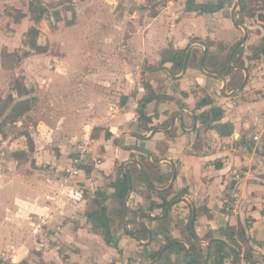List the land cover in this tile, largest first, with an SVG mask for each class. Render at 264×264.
I'll list each match as a JSON object with an SVG mask.
<instances>
[{"label":"crops","instance_id":"crops-1","mask_svg":"<svg viewBox=\"0 0 264 264\" xmlns=\"http://www.w3.org/2000/svg\"><path fill=\"white\" fill-rule=\"evenodd\" d=\"M186 1L178 8L180 12L187 10ZM218 1L223 6L214 12L186 11L190 22L195 23L179 30L186 28L196 38L179 48L187 52L191 47L184 73L182 67L174 73L167 63L154 67L165 71L169 80H179L182 92L188 87L185 83L191 84L186 82L187 74L194 67L193 54L199 45L200 74L196 81L205 85L210 77L220 82L218 89L212 85L207 90L206 98L201 100H208L202 105L205 107L195 109V97L188 99L175 89L156 90L148 82L147 69L144 85L131 98L139 102L149 90L150 96L161 98L147 101L144 112L139 113L138 104L137 108L123 106L107 118L92 146L93 162L91 166L79 167L76 184L60 186L56 175L47 181L34 179L32 184L18 172L14 178L0 172V177L5 178L0 179V252L14 260L9 258L10 264H264V95L256 92L254 99L241 100V92L247 88H239L243 81L228 89V74L208 64L217 62L232 67L229 55L240 39H233L230 33L227 39L217 40V33L238 27L244 32L238 24L240 12L234 14L237 0L196 3ZM246 2L247 8L255 9L263 4L261 0ZM128 10L141 8L132 3ZM243 24L248 30L250 26ZM184 35L179 32L175 44L182 45ZM221 42L230 46L227 54L212 51L210 44ZM1 56L0 53V63ZM38 57L26 58L23 72L30 79L40 73L36 68ZM233 64L234 71L242 72L244 80L247 66ZM26 105V101L15 100L11 107L26 117L25 121L19 116L12 120L26 125L27 132L22 130L18 135L23 139L12 137L3 126L0 129V154L8 149L18 152L12 158H4L7 163L1 164L0 169L14 171L21 160L25 162L24 153L32 151L36 167L49 163L54 173L64 171L72 162L67 149L56 139L67 144V136H61L60 131L54 134L57 130L44 120L27 118L23 114L27 110L21 108ZM218 105L224 110L220 116L216 115ZM11 108L9 116L15 115ZM204 110H208L207 116L200 113ZM213 114L216 117L210 119ZM124 175L129 189L123 196L116 192L113 183ZM47 192H54L56 198L46 204L49 212L43 217ZM26 207L38 211L37 215L42 213L31 228ZM44 219L48 222L38 228ZM45 229L59 244H41ZM170 242L173 245L166 250Z\"/></svg>","mask_w":264,"mask_h":264},{"label":"rangeland","instance_id":"rangeland-1","mask_svg":"<svg viewBox=\"0 0 264 264\" xmlns=\"http://www.w3.org/2000/svg\"><path fill=\"white\" fill-rule=\"evenodd\" d=\"M164 1L166 2L162 3L159 0H38L32 6L30 5L32 0H0V53L2 55L0 129L3 126L12 137L23 139L18 135L22 134V130L27 132L26 125L13 123V118L19 116L20 110L15 112L11 107L15 100L26 101V107L21 108L27 110L23 113L27 115V118L32 116L35 120H44L52 129L57 130L54 134L60 131L61 136L63 134L67 136L69 140L67 144L62 143V139L61 141L56 139V142L67 149L72 162L64 171L59 172L60 174L54 173L52 170L54 167L49 163L41 164L42 168L36 167L32 151H29L24 153L25 162L21 160L20 166L14 171L9 173L6 172L7 170L0 169L5 177L14 178L18 176V172L33 184L34 179L36 182L37 180L47 181L48 177L52 178L56 175L59 177L60 186L61 183L74 185L80 177L79 167L87 166V164L91 166L93 162L91 160L92 146L99 137L100 130L105 128L104 122L107 118H112L113 114L123 106L137 108L138 104L139 113L144 110L146 102L149 101L146 98L150 97V90L146 91V95L139 102L131 96H135L139 88L144 85L143 79L147 69H150L148 82H151L156 90L165 92L170 88L175 89L176 92L179 91V80H169L165 71L155 70L154 67L167 63L166 66L174 73L181 71L180 66L165 59V56L172 55L174 50L186 47L189 40L196 38L188 34L189 30L186 28L179 30L195 22H190L192 20L190 16H186L187 10L179 11L178 8L184 0ZM132 3L137 4L141 11L130 12L128 8ZM250 4L252 6V3ZM197 14L201 16L200 13ZM39 16L41 17L38 18ZM238 18L243 19V22L250 26L243 42L245 43L243 50L238 56L237 64L247 66L249 76L244 84L247 88L241 92V98H239L254 99L256 92L264 95V3L256 9L247 8L246 11L238 14ZM28 24L31 25L29 29H27ZM35 28L42 33L41 36L39 34L40 38L37 41L38 50L31 42ZM179 32L186 34L182 45L175 44ZM230 33L233 39L239 40L244 32L241 27L231 31L220 30L216 39H227ZM206 39L209 40L208 37ZM5 40L9 42L5 43ZM210 46L212 51L219 53L224 51L226 54L230 47L224 46L222 42L210 44ZM195 49L198 50L193 54L195 68L189 69L186 81L191 84L185 83L188 86L187 89L179 92L188 99L195 97L193 102L195 109H202L206 105L202 106L203 104L200 105L199 102L206 98L207 90H210L212 85L215 86V90L218 89L220 82L210 77H205V85L196 81V76L200 74L197 68H199L201 47L197 45ZM30 55H35L37 58L40 56V63H36L40 73L31 78L32 80L23 72L27 65L26 58ZM216 63L208 64L228 74L230 79L228 89L234 88L243 81L242 72H235L233 66L227 67L225 64L222 66ZM56 72H58L57 75ZM11 93L14 98H10ZM125 94L128 97L124 101ZM24 95L28 96L21 99ZM10 108L15 115L9 116ZM217 108L219 114L216 115L220 116L224 110L221 105ZM207 111L200 113L207 116L205 114ZM216 115L209 117L213 119ZM19 117L26 120V117ZM29 125L28 123L27 126ZM25 135L30 136L27 133ZM59 135H53V137L57 138ZM56 146L59 145L56 144ZM6 152L4 155L0 154V166L6 162L3 161L4 158H12L18 153L13 152V149H8ZM73 169L77 172L73 173ZM66 177L69 178L68 183L65 182ZM0 179L5 178L0 177ZM51 196L56 198L54 192H47L45 195L46 209L41 211L45 212L43 217L49 212L46 204L54 199L51 200ZM25 210L28 213L27 224L30 228L34 227L36 217L41 219L42 213L37 215L38 211H31L28 207ZM46 229L40 236L41 244L49 246L52 243H58V239L51 238L50 232Z\"/></svg>","mask_w":264,"mask_h":264},{"label":"trees","instance_id":"trees-1","mask_svg":"<svg viewBox=\"0 0 264 264\" xmlns=\"http://www.w3.org/2000/svg\"><path fill=\"white\" fill-rule=\"evenodd\" d=\"M263 3H264V0H261ZM35 2H38V0H32V2H30L31 4L30 5H34ZM240 7H239V10L238 12L242 13L243 11H246L247 10V2L246 0H240ZM223 6V3L218 1L216 3H203V4H199V3H196V0H187L186 1V9L187 10H191V11H198V12H214L218 9H220L221 7ZM1 11V10H0ZM41 16H39L38 18H40ZM239 23H244L243 22V19H239L238 18V24ZM42 35V33H40V31L35 28L34 29V33L32 34V38H31V42L35 45L36 47V50H38V39L40 38V36ZM34 36V37H33ZM234 46V45H233ZM243 50V45H239L235 52H234V55H233V62H235V64L239 63L238 62V56L241 54ZM262 51H263V47H262ZM2 54L4 55V53L2 52ZM185 54H186V49H182V50H174L173 54L170 55L168 57L167 60H170L171 62H173L174 64L182 67L183 65V61H184V58H185ZM146 87H148V85L146 84ZM152 98H161V97H157L155 96L154 94L151 95L150 97L146 98L147 100H150ZM127 99V97L125 96L124 97V101ZM146 100V101H147ZM208 100L207 99H204L203 102H199L200 105L204 104L205 102H207ZM142 110V109H141ZM143 112V110H142ZM145 115V114H143ZM115 188H116V192L120 195H126L128 189H129V186H128V179L127 177L124 175V177H118L116 179V181L113 183ZM173 242H170L168 245L165 246V249H169L173 244ZM194 261H196V259H194ZM200 264H205L206 262H199Z\"/></svg>","mask_w":264,"mask_h":264},{"label":"water","instance_id":"water-1","mask_svg":"<svg viewBox=\"0 0 264 264\" xmlns=\"http://www.w3.org/2000/svg\"><path fill=\"white\" fill-rule=\"evenodd\" d=\"M239 4H240V0H237V4H236L235 10H234V14H235V16H236V12H237V10H238V8H239ZM236 21H237V20H236ZM239 24L244 28V33H243V36L240 38V40L235 44L234 48L232 49V51H231V53H230V55H229V62H230V64H232L233 66H236V65L233 64V54H234L236 48L244 42V40L246 39V36H247V34H248V30H247L246 26H245L243 23H239ZM205 48H207V47L205 46ZM190 49H191V47L189 46V47L187 48V52H186V55H185V58H184V62H183V65H182V73H184V71L186 70L187 60H188V57H189ZM205 55H206V49H205V51H204V56H205ZM201 67L204 68V60H203V59H202V61H201ZM239 67H242V66L239 65ZM219 76L222 77L223 80L226 79V78H225L224 76H222V75H219ZM247 78H248V74H247V72H246L245 77H244V80H243V82L240 84L239 88L245 84Z\"/></svg>","mask_w":264,"mask_h":264},{"label":"built area","instance_id":"built-area-1","mask_svg":"<svg viewBox=\"0 0 264 264\" xmlns=\"http://www.w3.org/2000/svg\"><path fill=\"white\" fill-rule=\"evenodd\" d=\"M255 138H258V136H255ZM75 161H78V160L75 159ZM68 171H70V169H69ZM74 172H75V173L77 172L76 169H73V173H74ZM68 179H69V178H67V177L65 178V182H66V183H68ZM69 181H70V180H69ZM53 198H54L53 196L50 197L51 200H52ZM47 222H48V221H46V220L44 219L43 222H42V223H44V224H43V225H42V224H39V225H38V228L44 226ZM9 258L12 259L10 256H8V255L6 256V254L3 253V254L1 255V257H0V264H10V261H9L10 259H9ZM11 261L13 262L14 260L12 259Z\"/></svg>","mask_w":264,"mask_h":264}]
</instances>
